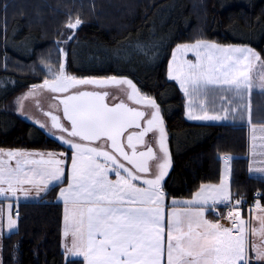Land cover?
<instances>
[{
	"label": "snow or ice",
	"instance_id": "6c2138e0",
	"mask_svg": "<svg viewBox=\"0 0 264 264\" xmlns=\"http://www.w3.org/2000/svg\"><path fill=\"white\" fill-rule=\"evenodd\" d=\"M81 24L77 19L66 27L74 32ZM73 38L69 36L68 40ZM177 51L194 52L195 61L176 63ZM61 53L66 57L63 50ZM260 59L258 53L246 46H220L197 40L177 45L169 62L168 78L178 82L186 97L222 87L234 94L233 100H238L253 89L249 70L252 61ZM49 71L52 78L32 88L60 94L57 99L70 128L61 124L58 116L51 115L52 127L68 137L53 135V139L70 148V168L67 153L0 149V196L18 200V193L29 197L32 189L39 196L50 185L66 178L67 187L59 191L64 203L62 235L70 240L65 243V252L69 257H82L83 264H264V243L252 242L249 246L246 225L250 222L241 219L242 201L227 204L230 196L225 179L217 186L202 184L193 199L184 202L191 206L190 210L166 213L162 181L171 161L163 117L154 97L141 93L127 77L68 75L63 59L58 70ZM112 84L126 85L128 99L144 110L124 103L109 106L104 102L107 92L80 90L89 86L102 89ZM260 88L264 90V78ZM228 103L231 105L232 100ZM186 115L191 120L220 119L207 114L197 116L191 111ZM156 131L162 155L145 140L148 133ZM98 141L110 142L111 150L92 146ZM33 156L40 159H32ZM154 159L159 161L155 174L149 165ZM110 172L115 179L110 178ZM225 204L234 209L227 213L232 227L205 215V208L213 210ZM7 207V229L12 230L17 226L18 212L17 219H13L12 204ZM255 207L264 213L258 201ZM259 219L260 234L264 237V215ZM250 251L254 255H249Z\"/></svg>",
	"mask_w": 264,
	"mask_h": 264
},
{
	"label": "trees",
	"instance_id": "16d2710c",
	"mask_svg": "<svg viewBox=\"0 0 264 264\" xmlns=\"http://www.w3.org/2000/svg\"><path fill=\"white\" fill-rule=\"evenodd\" d=\"M77 19L82 24L63 47L67 70L127 77L159 104L172 159L162 185L168 197L216 181L217 155L229 153L234 195L249 198L258 190L264 202L263 181L248 172L250 129L187 121L179 86L166 76L175 44L195 40L197 32L207 40L251 46L264 56V0H0V147H66L11 113L7 103L43 82L51 74L44 67L55 70L63 59L60 35ZM47 196L49 201L19 205L18 228L3 240V264H82L63 259L62 206L52 201V191Z\"/></svg>",
	"mask_w": 264,
	"mask_h": 264
},
{
	"label": "crops",
	"instance_id": "0c3cea01",
	"mask_svg": "<svg viewBox=\"0 0 264 264\" xmlns=\"http://www.w3.org/2000/svg\"><path fill=\"white\" fill-rule=\"evenodd\" d=\"M172 52H173V49H172ZM172 52H171V56H172ZM260 58L261 59L259 61L257 60H253V61H256L257 65L263 66L262 70L264 71V56L261 53H260ZM168 66L169 64L167 62L166 69ZM249 75L253 81V89L249 92L243 93L241 99L233 100L234 94L230 90L226 88L218 87V90L216 93H217V96L219 95L220 97L218 98L219 101L216 104L217 105L216 108H207L206 105H204L203 98L200 99L199 102L195 103L191 97H186L184 95L180 87L179 89L184 99V115L187 121L192 122V123L210 124V125L212 124H231V125L243 124L247 128L250 129V133H249L250 142H249V149H248V154H247L248 172L250 175L254 176L258 180H262L264 183V90L260 88L261 79L264 78V76L258 72H253L251 68L249 70ZM166 76L168 78V73H166ZM172 81H175V80H172ZM175 82L179 86L178 82L177 81ZM211 89H216V87L209 88L206 93L210 92ZM225 94L227 95V99H225ZM229 100H232L231 105H229L228 103ZM196 106H198L199 108H196ZM230 108L235 109V110H229ZM188 111L193 112V114L197 116H202V115L207 114L209 116L219 117L220 119L191 120L186 115V112ZM157 137L159 138V133ZM158 138L156 139L155 137H153L152 143H153V147L155 151H157V154L161 155V153L159 152ZM167 144L169 148L168 133H167ZM103 148L104 149L106 148L108 150L107 144H105ZM0 149L4 150L5 152L8 150H21V151H26V152H31V153H47V152H53L57 154L67 153V155L69 156V160L67 162L68 168H70V164H71V160H70L71 151H69L68 146L61 148V149H53V150L39 149V148L34 149V148H6V147H0ZM169 155H170V150H169ZM217 156L220 159L218 179L216 181H208V182H203L199 184L195 189H193L186 196L168 197L166 195L165 200H164V206H165L166 213H171V212L179 213V212H184L186 210H190L191 206L186 205L184 202L193 199L194 193H196L200 189V186L202 184L217 186L220 184L222 178L225 179L228 184V192H229L230 199L231 197L234 196V192L231 188V164H232V159L234 156L229 153L218 154ZM170 158H171V155H170ZM5 159L7 158L5 157ZM32 159H40V157L33 156ZM11 163H13L14 165L15 162L11 161ZM171 168H172V162H171V167L168 170V173L170 172ZM150 171H151V164H150ZM66 173H67V169H66ZM164 180L162 181V185L164 183ZM63 185H65V187L67 185L66 178L63 180V182H57L53 185H50L49 188L46 190V192L41 193L39 196H37L35 189H32V194L29 197H24L22 194L18 193L19 195L18 200L15 197L7 198L5 196H0V264H3L4 237L14 233L18 228L19 217L17 219L16 213L18 211L19 205L23 203L41 202L43 198L50 199V197H48L47 195L51 191L54 194L52 201L55 203H59L62 206L60 248H61V252L63 253V259L65 261L77 259V260H81L83 264L82 257L80 256L69 257L65 252V243H70V240L63 237L62 235L64 203H63L62 198H59L58 196H59V191L63 187ZM25 187H28V186H25ZM262 199L261 201H259L260 208H264V202ZM173 201H176V203H173ZM8 204H12L11 213H12L13 219H17V226L16 228L12 230L7 229V216L9 213V209L7 207ZM240 211H241V219H243L246 222H250V224L246 225V230H247L246 239L249 241V246L251 245L252 242H255L257 244L264 243V237H262L260 234L261 225H260V219H259L260 216L264 215V213H262L255 206L248 210L241 209ZM205 215H206V218L209 220L215 221L216 219L215 217H213L212 213L207 208H205ZM220 223L223 224L225 227H232L231 222L229 223V222L220 220ZM249 255H254V253L250 251ZM254 264H259V262H254Z\"/></svg>",
	"mask_w": 264,
	"mask_h": 264
},
{
	"label": "rangeland",
	"instance_id": "374dc122",
	"mask_svg": "<svg viewBox=\"0 0 264 264\" xmlns=\"http://www.w3.org/2000/svg\"><path fill=\"white\" fill-rule=\"evenodd\" d=\"M193 4H195V3L193 2ZM195 8H196V6H195ZM198 10H199V12L203 11L201 6H199ZM198 31H199V29H198ZM75 33H76V30L73 32V31H69L68 29H65V32L61 33V35H60L62 37L59 36L60 40H61V46H62L61 50H64L63 51L64 53H65V49H63V47H65V45H67V43L69 41L68 37L69 36H74ZM199 35H202L201 32H197L196 39L192 40L190 42H182V43L179 42V43H176L175 46L173 47L172 56H171V58H169L168 64H169L170 61L173 60V53H174V50L177 48V45H179V44H193L197 40H202V41L216 43V44H218L220 46H230V45L231 46H246L248 48L250 47L251 49H253L256 53H258L260 55L258 50L254 49L253 47L248 46V45L227 44V43L219 42L218 40H215V39L214 40H207V38L206 39L202 38L203 36H199ZM200 38H202V39H200ZM61 57H62V53H61ZM63 60L65 62L66 74L71 75V76H76V77H110V76H115V75H99V76H80V75H76V74L71 73V72H69L67 70L66 58L65 57H63ZM185 60L195 61V53L191 52V51L183 53V54L181 52H179V51H177L175 53V62L176 63H183ZM61 61H62V58H60L59 63H57L56 66L54 67L55 70H52L53 67H51V70L52 71L58 70V68H59L58 66H59ZM42 62H44V61H42ZM48 67H44V68H47V72H50L49 71L50 68H48ZM251 69H252L253 72H258V73H260L261 75L264 76V71L262 70L263 66L257 65L256 61H252ZM166 70L168 71V67H167ZM167 71H166V73H168ZM116 77H121V76H116ZM51 78H52V75L50 74L45 79H51ZM40 84H42V82ZM40 84H38V85H40ZM84 89L92 90V91H95V90H99V91L100 90H105V91H107L108 92L107 101L109 103H116V102H119L120 100H124L125 102L129 103L128 105H133V106H137V107L143 108L142 106L135 105V103L133 101H130L128 99V90H127V86L126 85L112 84V85H108V86H106V87H104L102 89H97V88H93V87L89 86V87H83L80 90H84ZM139 90L141 91V93L147 94V95L153 97L151 94H149L147 92H144L141 89H139ZM217 90H218V87H216V89H211V91L206 93V94H202V95H199V96H192L191 98H192V100L195 103L199 102L200 99L203 98L204 105H206L207 108H216L217 107L216 104L219 101L218 98L220 97L219 95L217 96V93H216ZM57 95H60V94L52 93L50 90H48L46 88L33 89L32 87H30V88H27V89L21 91L16 96H14L7 103V110H9L13 114H16L18 116H21V117L25 118V120H27V121H30V122L34 123L36 126H38L41 129L47 131L52 137H53V135L59 137V136H61V135H58V134H60L59 131L54 129L53 127L51 128L49 126V124H48V121L46 120L47 117H48L47 116V112H54L56 114L60 112V108H61L60 107V103L55 99V97ZM225 99H227V95L226 94H225ZM196 108H199V107L196 106ZM163 121H164V119H163ZM41 125H43L44 127H41ZM164 128H165V122H164ZM158 133L159 132L156 131L155 134H153V137H155L157 139L158 138L157 137ZM165 135H166V146L168 148L166 128H165ZM65 137H66V135H65ZM75 141L76 142H80V141H77V140H75ZM104 145L105 144H104L103 141H98V142H95L92 146L103 147ZM68 149H69V151H71L69 147H68ZM104 150H107V149L105 148ZM168 150H169V148H168ZM156 153H157V151H156ZM170 160L172 162L171 158H170ZM158 163H159V161H157L155 159L152 160V162H151V172L153 174H155L157 172ZM109 176H110L111 179H115L116 178L115 174L113 172H110ZM64 187H65V185H63L62 188H64ZM66 187H67V185H66ZM44 201H49V199L43 198L41 200V202H44Z\"/></svg>",
	"mask_w": 264,
	"mask_h": 264
},
{
	"label": "built area",
	"instance_id": "2783aa9c",
	"mask_svg": "<svg viewBox=\"0 0 264 264\" xmlns=\"http://www.w3.org/2000/svg\"><path fill=\"white\" fill-rule=\"evenodd\" d=\"M262 193L259 191H253L250 199L247 197H244L242 195H234L233 197H231V199L229 200V202H227V204H234L236 201H242L241 205H240V209H250L252 207H254L257 203V201L259 200V198L261 197ZM227 204L225 205H220L218 207H215L213 210H210V212L212 213L213 217H215L216 219L218 218L219 220H226L227 219V213L229 211H233L234 209L230 208L229 206H227Z\"/></svg>",
	"mask_w": 264,
	"mask_h": 264
},
{
	"label": "water",
	"instance_id": "95a60500",
	"mask_svg": "<svg viewBox=\"0 0 264 264\" xmlns=\"http://www.w3.org/2000/svg\"><path fill=\"white\" fill-rule=\"evenodd\" d=\"M84 91H92V90H86V89H84ZM95 91H99V90H95ZM104 92H107V91H104ZM107 95H108V92H107ZM57 96H59V95H57ZM57 96L55 97V99L60 103V100L57 99ZM61 98H62V97H61ZM104 102L107 103L109 106H113V105H116V104H119V103H124V104L128 105L127 103H125V102H121V101L116 102V103H109V102L107 101V96L105 97ZM128 106H130V105H128ZM60 107H61V108H60V112H59V113L56 114V113H54V112H47V116L50 117V118H51V115H56V116H58V117L60 118V122H61V124L64 125V123H66V124L68 125V128H70V122H68L67 119L63 116V105L60 104ZM130 107H131V106H130ZM141 110H144V109L141 108ZM63 121H64V123H63ZM49 124L51 125L52 122H50ZM54 129H56V128H54ZM56 130H59V129H56ZM74 139H76L77 141H79L78 138H74ZM123 142H124L125 145H126V135H125V137H123ZM150 145L153 147L152 144H150ZM138 147L140 148V150H144L142 146H138ZM107 148H108V150H111V149H110V142L107 143ZM153 148H154V147H153ZM154 150H155V149H154ZM129 151H130V150H129ZM119 159H120L121 162H123V163H125V164L127 165V162L123 161L122 158H119ZM150 164H151V161H149V165H150Z\"/></svg>",
	"mask_w": 264,
	"mask_h": 264
},
{
	"label": "flooded vegetation",
	"instance_id": "af4514ba",
	"mask_svg": "<svg viewBox=\"0 0 264 264\" xmlns=\"http://www.w3.org/2000/svg\"><path fill=\"white\" fill-rule=\"evenodd\" d=\"M100 91H105V90H100ZM108 96V95H107ZM121 102H125L124 100H120ZM125 103H127V102H125ZM127 104H129V103H127ZM131 107H137V106H133V105H130ZM47 121H48V124L51 122V118L50 117H47V119H46ZM63 123H64V121H63ZM49 126L52 128V124L50 125L49 124ZM64 126L65 127H68V125L66 124V123H64ZM59 131V133L60 134H58V135H66L65 133H62L60 130H58ZM153 134H155V132H150V133H148V135L145 137V140L149 143V144H152L153 145V143H152V138H153ZM66 138H68L67 137V135H66ZM74 139V138H73ZM76 140V139H75Z\"/></svg>",
	"mask_w": 264,
	"mask_h": 264
},
{
	"label": "bare ground",
	"instance_id": "6f19581e",
	"mask_svg": "<svg viewBox=\"0 0 264 264\" xmlns=\"http://www.w3.org/2000/svg\"><path fill=\"white\" fill-rule=\"evenodd\" d=\"M255 191H258V190H255ZM259 192H260V191H259ZM249 199H250V197H249ZM259 201H261V197L259 198L258 202H259ZM240 210H241V209H240ZM215 220H217V219H215ZM223 221H225V222H229V223L231 222L229 219H226V220H223Z\"/></svg>",
	"mask_w": 264,
	"mask_h": 264
}]
</instances>
